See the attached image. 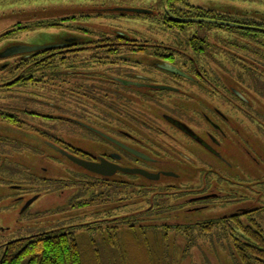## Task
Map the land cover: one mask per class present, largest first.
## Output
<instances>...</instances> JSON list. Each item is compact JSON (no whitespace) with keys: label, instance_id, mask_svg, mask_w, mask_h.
Wrapping results in <instances>:
<instances>
[{"label":"rangeland","instance_id":"rangeland-1","mask_svg":"<svg viewBox=\"0 0 264 264\" xmlns=\"http://www.w3.org/2000/svg\"><path fill=\"white\" fill-rule=\"evenodd\" d=\"M118 8L153 13L123 12ZM170 8L183 17L213 15L219 20L225 18L245 25L264 23V0H180L173 1ZM165 14L164 0H0V53L12 46H48L70 38H79L90 47L104 35L121 32L141 43L171 47L180 56L178 59L198 61L207 84L218 92L206 89V104L220 109L228 118L227 122L221 120L225 123L221 124L225 136H221L218 151L229 162L227 165L216 163L218 166L214 168L220 169L221 178L209 181L208 176H214L201 167H208L216 159L182 137L175 143L184 147L162 137V145L170 149L169 153L177 148V153L181 150L191 155L193 149L200 163L189 168L191 178L178 181L167 177L161 183L143 179L135 182L136 189L151 188L163 195L158 198L162 205L157 211L149 212L157 207L154 196L138 190L135 191L139 194L132 195V190L122 193L118 189L112 201L104 195L78 203L76 199L89 191L88 172L43 144L33 128L37 130L42 124V131L51 130L69 144L96 154L113 150L106 141L90 138L89 131L72 120L91 123L106 131L128 127L137 133L138 119L152 125V120L157 119L163 124L162 114L171 112L161 109V104L147 105L137 99L138 103L134 104L115 98L89 100L85 86L89 80H97L96 74L89 78V72L65 78L72 83L59 80L60 88L31 84L21 98L15 97L16 89L9 94L2 93L0 105L23 103L29 111L41 115V118H31L33 128L24 130L18 124L11 126L0 115V172L6 171L3 166L8 164L11 173V179L6 175L7 180L0 178V225L9 229L0 236L2 239H28L27 236L59 228L68 232L74 227L71 232L81 243L85 264H234L235 247L229 234L215 226L212 232H207L206 225L197 226L200 231L189 229L233 213L242 214L243 209H253L242 217L245 225L256 221L264 229V37L208 24L185 26L177 36L172 29H166ZM11 31L15 32L4 37ZM194 39L200 41L199 47L193 45ZM202 48L207 49L205 54L196 58L194 51ZM92 59L94 56L89 61ZM16 61L18 58L1 59L0 76H10L6 65H15ZM3 81L0 78V84ZM224 85L235 87L245 100L237 97L232 101V94L223 89ZM166 103L182 108L187 100L174 97ZM205 140L209 139L205 137ZM172 166L182 172L187 169L180 164ZM8 180L14 188L21 186V191L11 190ZM209 182L214 189L211 190L212 186L206 189ZM199 188L214 191L219 198L209 200L206 210L193 209L194 212L190 209L199 206L185 204L183 197L189 190ZM118 193L121 194L117 196ZM37 195L40 198L21 216L25 201ZM19 196L24 198L15 200ZM126 196L131 200H117ZM124 205H128L127 209ZM2 239L0 245L4 243Z\"/></svg>","mask_w":264,"mask_h":264},{"label":"flooded vegetation","instance_id":"flooded-vegetation-1","mask_svg":"<svg viewBox=\"0 0 264 264\" xmlns=\"http://www.w3.org/2000/svg\"><path fill=\"white\" fill-rule=\"evenodd\" d=\"M172 31H174L177 36L181 34L180 30ZM67 40H61L59 43L54 44V47H68V45L65 43V41ZM144 46H147V44H144ZM150 46H154V48H149V51L146 50L147 52L145 51L139 53H132L130 54V57L121 60L96 59L91 61H78L72 59L59 61L58 63H55L56 67H61L60 70L58 69L57 73H59V75L57 78L58 80H62L65 83H72L71 81L65 80L66 77L75 76L74 74H77L78 70L76 69L77 71H73L72 68L88 69L87 71L85 70V72H89V78L94 77L93 74H96L97 78L96 81L89 80V82H87L85 86L86 95L89 96V100H104L109 98H115L118 100L123 99L125 102L134 104L138 103L135 101V99H137L140 100L141 103L147 105L161 104V109H167L171 113H178L180 114L178 117L175 116V114L173 115L171 113L165 112L162 114V118L165 121L163 122V124H160L159 121L155 119L156 122L161 125L160 126L153 120V125L149 124L146 120H143L140 118V116H138V118H140L138 119V124H140V126L136 127L138 130L137 133H133V131H130L132 129H129L128 127L127 129L126 127H121V129L119 130L111 128L110 130L106 131L96 128L91 123H89L88 125L79 120H72L73 124L83 127L85 130L89 131V137L93 140L96 141L98 138H100L106 141V143L112 147L113 151L111 152L103 151L101 153L96 154L86 152L69 144L65 140L59 138V136H55L53 131L51 130H43V132L42 124L38 126L37 133L40 140H42L43 144H46L50 148L52 147L49 143H52L66 150L70 154H73L87 161L100 163L101 159H105L110 163L118 165L122 168L142 169L149 173L161 174L160 180L151 181L143 177L142 175L129 174L121 171H118L113 176H103L87 171V174H89L90 177H102L106 181L107 185L110 184L111 180H114L115 178H120V183L122 184V186H125L126 184L136 185L135 182L139 181L140 179H143L150 183H161L162 179L167 177L177 179L178 181L182 180L183 178L187 179L193 177L192 175H189V168L194 167V164H196V162L200 163L194 155L195 150L191 149L192 154L190 155L187 151L181 150H179L177 153L176 151L178 149L176 148L173 149L171 154L169 153L171 152L170 149H165L160 140L162 137H165L171 139L175 143L177 142L176 139L182 137L187 140L191 145L198 148V150L208 152L212 158L217 160L215 161L213 159L215 162L212 161V163H210L208 167L204 165L201 168L205 172L212 173V175L214 176H208V180L211 178H217L216 180H219L221 178L220 169L216 167L214 168V166L217 164L221 165L222 163L224 165L229 164L226 158L223 157L218 151L222 144V142L220 141L221 136H225L221 124L227 122L228 118L220 109H216V107H212L211 105L206 104V89L213 90V88L207 84L208 79L204 75V71L200 68L198 61L168 59L173 55L171 53L173 48L158 44H149V47ZM158 47L165 48V52L159 53L157 49ZM141 48L142 49L140 50L146 49V47ZM66 50L74 51L75 49L67 48ZM60 52L63 51L61 50ZM174 70H177L179 72H176ZM85 72L80 71L81 74H84ZM219 81H222V79ZM209 82H211V80H209ZM89 83H91L92 85H90ZM57 88H60V84L57 85ZM68 88H70L71 91L73 90L72 87ZM90 89H92V93H89L91 91ZM223 89L230 91V93L232 94L230 95L232 101H234L237 97H239L241 100H245L243 95L241 94V96L240 92L235 87H228L224 85ZM213 91L215 93H218L215 90ZM184 94H187V96H185ZM106 95L109 96L105 98ZM194 95H197V97L194 98ZM174 97L186 98L187 104H184L182 108L171 107L170 104L166 103V100L172 99ZM123 110L126 111L125 109ZM127 113L134 115L133 112ZM142 114L144 115V113ZM221 120L224 122L221 123ZM47 135H49V137H47ZM108 137L117 141L118 143H115L114 141L108 139ZM205 137L209 140H205ZM209 142H211L217 148L212 146ZM175 144L178 145V147H184V145H182L181 143ZM126 147L140 152L141 154L146 156V158H142L131 153L129 150L126 149ZM75 149L78 150V153H75ZM175 154H177V156ZM176 164H180L184 168H187L186 171L182 172L175 170L172 165ZM1 167L2 166H0V168ZM8 167V164H5V166H3V168H5L4 170L6 171L0 172L2 173L0 176L1 179H5V175L10 176L11 179V173L8 172V169H10V167ZM197 170H200V168ZM164 173H172L174 175L166 176L164 175ZM6 182H8V186L11 190H19L20 188H22L21 186H15L18 189L14 188L12 184H10L11 180H8ZM165 186L167 187V184ZM211 186V190L214 189V185L209 182V186L206 189H209ZM23 191L24 193H27L26 190L23 189ZM183 196L184 195H182V197ZM35 197L40 198L38 195ZM168 197L169 195L166 196V198ZM18 198L21 200L24 197L19 196L16 197L15 200H17ZM218 198L219 195H217L214 191L207 192V190L205 189L201 191L200 188L189 190V193L183 197L185 204H189L190 206H199L190 209H196V211L206 210V208H208L207 203L209 202V200H216ZM28 201L29 200L25 201L24 205H22L23 207L21 209V216L26 213L25 211L27 209L25 210L24 207ZM18 202L21 201L18 200ZM125 202H127V200H125ZM243 210L244 211L242 212V214L250 213L253 211V209L246 211L245 209ZM193 211L196 212L195 210ZM231 215L232 214L226 216ZM233 215L236 214L233 213ZM7 230L9 229L0 225V232L2 234L0 236L6 234L8 232ZM0 238L2 239V237ZM24 239V237L12 238L9 240L2 239L4 240V243L2 244L7 245L14 241Z\"/></svg>","mask_w":264,"mask_h":264},{"label":"trees","instance_id":"trees-1","mask_svg":"<svg viewBox=\"0 0 264 264\" xmlns=\"http://www.w3.org/2000/svg\"><path fill=\"white\" fill-rule=\"evenodd\" d=\"M173 1L178 2L180 0H169V12L173 16L179 19L200 20L198 22L183 23L177 19H174L165 10L166 14L164 15V25L166 26V29L180 30L185 28V26H192L195 24H208L235 32H242L245 34L256 33L254 35H260V37H264V23L261 25L252 24L253 26L245 25L233 21H227V19L225 18L219 20L216 19L217 17H214L213 15L183 17L179 16L180 14L177 15L174 11H171L170 5ZM197 10L195 12H198ZM203 19L233 23L237 26L229 27L213 23H205L201 21ZM14 32L15 31H11L4 37L12 35ZM108 34L111 35L110 33ZM80 41L81 40H79V38L70 39L65 41V43L68 45V47L66 48L53 47L38 52L10 57L9 59L18 58V61L15 62L16 64L13 63L15 65H6L5 70L7 69V71L10 72V76H0V78L4 80L3 82H5L4 84H0V90H7L0 91V94H9L10 92L14 91V89H16L15 97L18 96L17 98H21L24 93V89L31 84H39L45 86L49 84L53 85L50 88H57L59 80L52 79H58L57 77L59 73L57 72L58 69H61V67H56L55 63H58L59 61L72 59L85 61L89 60V58H91L92 56H94V59L92 60H121L130 57V54L132 53L145 52L146 50L149 51V48H154V46L149 47V44L141 43V41L130 38L128 37V35L121 32H114L112 36L104 35L100 38L97 44L92 43L90 47L89 43H82ZM194 41L195 39L193 40V42ZM197 41H195L193 44L195 47H199L201 45L200 41L199 43ZM144 44H147V46H144ZM141 47H146V49L140 50L142 49ZM67 48H74L75 50L67 51ZM157 49L159 53L165 52V48L163 47H158ZM61 50L63 52H60ZM206 50L207 49L202 48V50L194 51L195 53H197L196 58H199V56L202 57L205 54ZM171 53L173 55L168 59L179 60L178 57L180 56L174 50H172ZM72 70H76L77 74H81L80 71L85 72L86 69L72 68ZM7 99L12 98L7 97ZM24 106L25 105L23 103H4L0 105V115L5 119H8L11 126H15L18 124V128L23 130L33 128V120L31 118L37 119L36 117L41 116L34 111H29ZM33 130L38 133V129L36 130L35 128H33ZM47 137H49V135H47ZM0 141H2V139H0ZM75 153H78L77 149H75ZM119 180V178L118 180L115 178L114 180H111L109 185H107L106 181L102 177L89 176V191L86 190L85 193L81 194L80 198L76 199V202L80 203L84 201L85 203V201H89V197L91 199H93V197L97 199L98 196L102 197L104 195L112 201L114 200L115 194L117 192L116 190L125 188L123 189L122 193H126V191L128 190H132V195H135L139 194L135 191L138 190V192L142 191V194L150 193L152 196H154L153 200L155 201L157 207L155 210H150V213H152L153 211H157L159 206L162 205L158 198L163 195H160V193H157L155 190H151V188H148L145 191H143L142 189L140 190V188L136 189L135 184H126L125 186H122ZM117 196H119V193L117 194ZM117 200H119V202H123L125 200L130 201L131 197H119ZM127 207L128 205L125 206L126 209ZM244 215L245 214L236 213V215L232 214L231 216H224L220 219L210 220L207 224L193 225L196 227L189 230L195 232L200 229L197 228V226L204 225H206L205 227L208 226L207 228L204 227L206 230H208L207 232H212L214 228L221 229L226 235L229 234L233 239L235 247V253L233 256L234 264H264V229L256 221L251 222L250 225H245L241 221ZM212 226L215 227L213 228ZM71 228V230H73L74 227ZM59 229L44 232L39 235L37 234L36 236L28 237V239L25 240H17L7 245L1 244L0 264H85L81 243L78 241L75 234L71 232V230L66 232L65 230ZM190 234L191 232L188 233V235Z\"/></svg>","mask_w":264,"mask_h":264},{"label":"water","instance_id":"water-1","mask_svg":"<svg viewBox=\"0 0 264 264\" xmlns=\"http://www.w3.org/2000/svg\"><path fill=\"white\" fill-rule=\"evenodd\" d=\"M164 4H165V10L167 11V13L169 15H171L174 19H177L183 23L186 22H198L200 19H179L175 16H173L170 12H169V0H164ZM118 11H123V12H134V13H138V14H152V11L149 10H143V9H116ZM205 23H213V24H217V25H222V26H237L236 24L233 23H227V22H221V21H214V20H206L203 19L201 20ZM54 45H48V46H12L9 47L7 49H5L2 53H0V58L1 59H6V58H10L13 56H17V55H22V54H26V53H33V52H38L44 49H49V48H53ZM176 72H179L177 70H174ZM241 95V93H240ZM242 96V95H241ZM108 139L114 141L115 143H118L117 141L111 139L108 137ZM50 146L57 151L58 153H60L61 155H63L64 157L68 158L71 162H73L74 164H76L77 166L96 173V174H100L103 176H113L114 174H116L118 171L121 172H125V173H129V174H138V175H142L143 177L151 180V181H158L161 178V174H153V173H149L145 170L142 169H130V168H122L118 165H115L113 163H110L109 161L105 160V159H101L100 163H96V162H91V161H87L84 160L82 158H79L73 154H70L69 152H67L66 150L52 144L49 143ZM127 150H129L131 153L142 157V158H146V156H144L143 154H141L138 151H135L133 149L127 148ZM164 175L166 176H171L174 175L172 173H164ZM38 199V197H34L32 199H30L25 208L27 209L28 207H30L36 200Z\"/></svg>","mask_w":264,"mask_h":264}]
</instances>
